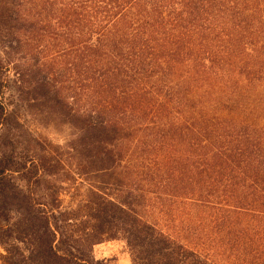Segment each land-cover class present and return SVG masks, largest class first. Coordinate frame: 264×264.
Wrapping results in <instances>:
<instances>
[{"label": "trees", "instance_id": "16d2710c", "mask_svg": "<svg viewBox=\"0 0 264 264\" xmlns=\"http://www.w3.org/2000/svg\"><path fill=\"white\" fill-rule=\"evenodd\" d=\"M20 109L74 139L0 152L7 263L264 264V0H0V146ZM65 156L68 207L35 196Z\"/></svg>", "mask_w": 264, "mask_h": 264}, {"label": "rangeland", "instance_id": "374dc122", "mask_svg": "<svg viewBox=\"0 0 264 264\" xmlns=\"http://www.w3.org/2000/svg\"><path fill=\"white\" fill-rule=\"evenodd\" d=\"M23 112V119L20 121L22 127L17 126L16 132H7L6 139L4 140V147L0 146V152L7 154L8 156H13L14 158H21L22 156L29 153L32 150L33 145L28 143V136L26 130L33 134L35 137L41 139L47 144H53L55 146H62L66 151L68 150L70 142L74 139V132L68 125H45L41 123L38 119L29 115L25 116V112L20 109L19 113ZM51 146V145H49ZM50 150V149H49ZM52 151V150H51ZM67 163L66 166L57 172L55 169H50L47 171L49 177L47 182L43 185L42 191L35 193L37 198L42 196H53L56 193H60V199L62 200L63 207H68L70 205L79 204L88 200L87 192L90 188L88 182L84 178L75 175V170L72 168L71 160L68 156H65ZM55 174V175H53ZM52 176V177H50ZM14 182L16 186H24L20 180L19 176L14 177ZM11 208L12 213L10 214V224L0 223V237L5 238L7 242H14V239L9 238V234L5 232L7 227L17 223L23 217L15 209L16 207L8 206ZM84 215V214H83ZM14 232H18L15 230ZM11 240V241H9ZM20 249L13 252V255L17 256L20 253L28 254L26 246L24 244H17ZM9 246H2L0 244V264H9L10 259L7 250ZM94 256L97 260L106 261L107 264H132L131 256L127 249L126 244L123 241H111L106 242L101 245H97L94 248ZM14 258V257H13Z\"/></svg>", "mask_w": 264, "mask_h": 264}]
</instances>
